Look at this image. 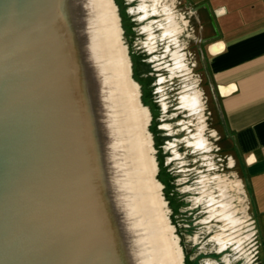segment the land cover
I'll list each match as a JSON object with an SVG mask.
<instances>
[{"label": "water", "instance_id": "95a60500", "mask_svg": "<svg viewBox=\"0 0 264 264\" xmlns=\"http://www.w3.org/2000/svg\"><path fill=\"white\" fill-rule=\"evenodd\" d=\"M136 20L126 0H0V264H188Z\"/></svg>", "mask_w": 264, "mask_h": 264}, {"label": "crops", "instance_id": "0c3cea01", "mask_svg": "<svg viewBox=\"0 0 264 264\" xmlns=\"http://www.w3.org/2000/svg\"><path fill=\"white\" fill-rule=\"evenodd\" d=\"M138 1L130 13L141 8L140 20L163 15L161 35L177 41L174 67L195 71L204 101L197 89L183 94L182 104L206 107L208 168L222 171L198 180L205 182L211 220L222 224L184 247L187 263L264 264V0Z\"/></svg>", "mask_w": 264, "mask_h": 264}, {"label": "rangeland", "instance_id": "374dc122", "mask_svg": "<svg viewBox=\"0 0 264 264\" xmlns=\"http://www.w3.org/2000/svg\"><path fill=\"white\" fill-rule=\"evenodd\" d=\"M126 2L130 12L134 9L133 4L135 7L141 3L138 0H126ZM137 10L142 9L137 8L131 14L137 17L136 24H140L136 50L142 65L151 69L149 74L143 77L148 75L151 78L154 77V82L146 85L149 104H154L153 116L156 120L162 166L169 169L174 202L183 203L179 208V227L182 245L188 249V244L196 234L198 238L204 240L212 233V230L216 231L222 224L216 220L217 217L211 220V205L208 204L206 193H204L205 182L201 184L198 181L208 174L222 173V171L219 168L217 170L208 168L210 167L208 161L213 156V150L210 148L212 137L209 135L207 120L204 118L206 107L202 105L201 109H192L182 104L183 94L197 89L200 90V94L202 92L200 84H197L195 71L190 67L188 69L174 67L175 42L177 41L172 36L161 35L162 29L158 22L163 15L155 13L140 20L138 18L140 12ZM149 21H151L150 28L153 29V34H150L152 37L144 30L145 25L149 27ZM201 96V101H204L203 93ZM204 137L208 141L207 144ZM194 139L195 144L201 147L193 143ZM206 188L207 191L211 189L212 183H209ZM212 224L215 226L211 230Z\"/></svg>", "mask_w": 264, "mask_h": 264}, {"label": "trees", "instance_id": "16d2710c", "mask_svg": "<svg viewBox=\"0 0 264 264\" xmlns=\"http://www.w3.org/2000/svg\"><path fill=\"white\" fill-rule=\"evenodd\" d=\"M130 23V25H132L131 24V22H129ZM131 31V33L133 32L132 30H131V28H130V30H129V32ZM136 65V66H135ZM134 67H137V61L135 60V57H134ZM145 70V71H144ZM141 73H138V72H134V74H135V76L137 77V79L139 80V82L141 83V85L142 86H144V85H147V84H151V83H153L154 82V77L153 78H151L149 75L148 76H146V77H143V76H145V75H147V74H149V72L151 71V69L149 68V70H146V69H144ZM140 74H141V76H140ZM145 82H144V81ZM144 89V88H143ZM145 90V89H144ZM148 91L147 90H145V101L144 102H146V100H147V102H148V100H149V97H148V93H147ZM147 95V96H146ZM144 100V99H143ZM149 104V103H148ZM152 124L154 125V123L152 122ZM152 125V126H153ZM155 139H156V142H157V140H158V137H155ZM169 173L167 172V170H166V168L164 167V166H162L161 165V167H159V174H158V178L160 179V181L165 185V188L166 189H172L173 188V186L171 185V184H169V182H168V178H169ZM167 199L169 200V205L171 206V208H174V198L173 199H171L169 196H167Z\"/></svg>", "mask_w": 264, "mask_h": 264}, {"label": "flooded vegetation", "instance_id": "af4514ba", "mask_svg": "<svg viewBox=\"0 0 264 264\" xmlns=\"http://www.w3.org/2000/svg\"><path fill=\"white\" fill-rule=\"evenodd\" d=\"M123 28L125 29V27H123ZM125 30H126V29H125ZM130 62H131L130 65L134 63V62L132 63V61H130ZM133 67H134V65H133ZM131 68H132V67H131ZM131 72H132L131 74H133V76H134V78H135V80H136V76H135L134 72H133V71H131ZM131 78H132V77H131ZM143 81H144V80H143ZM137 84H138V83H137ZM139 84L141 85L140 82H139ZM139 84H138V85H139ZM141 86H142V85H141ZM141 89H142V88H141ZM140 94L142 95L143 92L140 93ZM142 98H143V97H142ZM178 243H179V242H178ZM183 259H184V254H183V257H182V263H183Z\"/></svg>", "mask_w": 264, "mask_h": 264}]
</instances>
